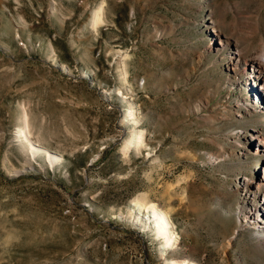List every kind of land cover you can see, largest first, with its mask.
<instances>
[{
  "label": "rangeland",
  "instance_id": "rangeland-1",
  "mask_svg": "<svg viewBox=\"0 0 264 264\" xmlns=\"http://www.w3.org/2000/svg\"><path fill=\"white\" fill-rule=\"evenodd\" d=\"M262 51L264 0H0V264H264Z\"/></svg>",
  "mask_w": 264,
  "mask_h": 264
},
{
  "label": "bare ground",
  "instance_id": "bare-ground-1",
  "mask_svg": "<svg viewBox=\"0 0 264 264\" xmlns=\"http://www.w3.org/2000/svg\"><path fill=\"white\" fill-rule=\"evenodd\" d=\"M260 52V51H259ZM251 63H249V62H245V65L247 66V65H251L252 66V69L253 70H256V71H258V73L261 75V76H263V79H264V51H262L261 53H259L258 55H256V57H252L251 59ZM252 73H253V71H252ZM133 113V112H132ZM23 132H24V130H22ZM24 134H25V132H24ZM142 142V135L141 136H139V138H138V143H141ZM31 145V144H30ZM38 144L36 143V146H37ZM35 145H31L30 147H31V149H33V152L34 153H37V152H39V151H41V149H39V148H37V147H34ZM255 169H256V167H255ZM261 172H259L258 174H260ZM262 175H263V177H264V173H262ZM260 177H261V175L259 176V179L258 180H260ZM247 179H249V177H247L246 176V179H244L242 182H241V186H242V188L243 189H245V191H247V194L248 195H241L242 197H243V199L245 200V202L247 201V200H250V201H252V197H255V196H260V198H261V196H263L264 194H263V192H264V188H262V187H259V185H258V180L257 181H255L254 182V185L252 184L253 183V180H252V183H251V185L250 186H246V187H244L246 184H245V182H246V180ZM259 192V193H258ZM246 196V197H245ZM249 196H251V197H249ZM248 202V201H247ZM253 202V201H252ZM252 203H250V202H248V204H247V208L251 205ZM148 207V206H147ZM148 209H149V218H153L154 219V223H155V226H156V232L158 233V235L159 236H161V237H163L164 239H165V241H166V244L167 245H170L172 242H173V240H174V237H173V232H172V230H171V225H170V221L168 220V217H167V215H166V213L164 212V211H162V210H160L159 209V207L156 205V204H151L149 207H148ZM242 209H244V207L242 206ZM252 210H254V207H253V209ZM262 210H263V212H264V209H263V206H262ZM251 216V217H250ZM250 218H248L249 220L251 219V218H253V216H254V218H253V220H251L250 222H249V220L247 219V221L249 222H247L249 225H251L254 221H257L258 223H257V225L259 224V226H260V228L261 229H259L260 231H264V229H262V227H264L263 226V224L262 223H259V221H260V219H262L261 217H262V215H261V213H251L250 214ZM258 216H260V217H258ZM243 219V218H242ZM246 220V219H245ZM262 222V221H261ZM252 226H254V227H256V229H257V226H255L254 224L252 225ZM171 262H173V261H171ZM177 264V262H175L174 261V264ZM192 263V262H191ZM172 264V263H171ZM178 264H189V263H187V262H181V263H178ZM192 264H195V263H192Z\"/></svg>",
  "mask_w": 264,
  "mask_h": 264
},
{
  "label": "built area",
  "instance_id": "built-area-1",
  "mask_svg": "<svg viewBox=\"0 0 264 264\" xmlns=\"http://www.w3.org/2000/svg\"><path fill=\"white\" fill-rule=\"evenodd\" d=\"M263 164V165H262ZM255 167H256V169H255ZM254 167V170H259V172H261V175H262V173H264V163H259V164H257L256 166ZM252 179V178H251ZM259 179V176H258V178H257V180ZM252 180H254V179H252ZM253 185H254V183H252ZM242 190L240 191V194L241 195H248L247 194V191H245V189H243V188H241ZM259 193V192H258ZM258 212V211H257ZM246 213H248L247 211H246ZM259 213V212H258ZM249 214V213H248ZM250 216V215H249ZM251 217V216H250ZM259 217V216H258ZM253 218H254V216H253ZM253 218H251V219H253Z\"/></svg>",
  "mask_w": 264,
  "mask_h": 264
},
{
  "label": "water",
  "instance_id": "water-1",
  "mask_svg": "<svg viewBox=\"0 0 264 264\" xmlns=\"http://www.w3.org/2000/svg\"><path fill=\"white\" fill-rule=\"evenodd\" d=\"M257 176H258V173H257Z\"/></svg>",
  "mask_w": 264,
  "mask_h": 264
}]
</instances>
